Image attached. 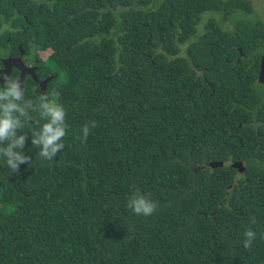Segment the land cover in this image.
<instances>
[{
    "label": "trees",
    "instance_id": "1",
    "mask_svg": "<svg viewBox=\"0 0 264 264\" xmlns=\"http://www.w3.org/2000/svg\"><path fill=\"white\" fill-rule=\"evenodd\" d=\"M134 1L0 8L68 125L42 162L35 113L31 161L0 163V264H264V21L248 0ZM137 189L151 216L127 208Z\"/></svg>",
    "mask_w": 264,
    "mask_h": 264
},
{
    "label": "clouds",
    "instance_id": "2",
    "mask_svg": "<svg viewBox=\"0 0 264 264\" xmlns=\"http://www.w3.org/2000/svg\"><path fill=\"white\" fill-rule=\"evenodd\" d=\"M36 90L33 89V92ZM26 85L20 79L4 77L0 87V163L6 161L11 172H18L22 164L29 163L31 157L24 154L28 133L18 134L33 117L31 112H38L39 117L46 122L38 131H32L31 143L39 149L38 156L42 162H52L65 148L63 138L67 135L66 110L62 104L50 99L53 93L40 94L38 102L27 99ZM59 96V93H55ZM96 122L85 124L82 128V142L86 143ZM158 204L148 195L135 190L127 200V208L134 214L151 216L157 210ZM256 232L251 228L245 231L244 247L251 249L256 239Z\"/></svg>",
    "mask_w": 264,
    "mask_h": 264
},
{
    "label": "flooded vegetation",
    "instance_id": "3",
    "mask_svg": "<svg viewBox=\"0 0 264 264\" xmlns=\"http://www.w3.org/2000/svg\"><path fill=\"white\" fill-rule=\"evenodd\" d=\"M10 2V3H9ZM134 2H138L137 0H135ZM154 2V1H151ZM52 3V0H0V8L3 7V4H11L12 7L14 8L15 12L18 14L21 12L20 10V5L24 6V7H29V8H37L40 9L41 7H49ZM1 19H0V40L5 39L6 41V46L2 45L0 43V59L2 61V65L4 68V64H3V60L7 59V58H18L21 57L22 59V63H23V67H24V71L26 72V77L24 80V84L26 85V89L27 90H33L35 89L36 91L41 92V86L40 84L35 81V79L32 77V74L30 73L29 70L27 69H34V72L37 76V78L40 81H44L48 78H41L39 76V67L37 66L38 64V60L35 58L30 57L31 55L34 54L33 53L30 56L26 55V48L24 47V45L22 43H16V41H12V40H16L22 32H24V28L19 26L18 24H13L11 21H8L6 18L5 20H3L2 16L3 13H1ZM27 14H23L22 17L27 20ZM31 38V36H30ZM18 52V55L15 54V50ZM38 54H42V51H38ZM3 68L0 70V76H1V71L3 70ZM16 71H18V74L16 76L15 79H19L21 76L22 71L19 70L18 68L14 67L11 74L8 77H11Z\"/></svg>",
    "mask_w": 264,
    "mask_h": 264
},
{
    "label": "water",
    "instance_id": "4",
    "mask_svg": "<svg viewBox=\"0 0 264 264\" xmlns=\"http://www.w3.org/2000/svg\"><path fill=\"white\" fill-rule=\"evenodd\" d=\"M248 1H250V0H248ZM130 10H132V8H130V7H126V8L120 7V8L113 9V12L130 11ZM261 57L262 58H261V64H260V72H259V76H258V83L264 85V50H263V53H262ZM3 64H4V68L1 71V76H0V85H1V87L4 84V77H6V76L8 77L11 74V72H12L14 67H16V68H18L19 70L22 71L21 76H20L19 79L22 82V84H24V80H25V77H26V72L24 71V67H23V63H22L21 57L4 59L3 60ZM27 70L30 71V73L32 74V77L35 79V81H37L40 84L42 94L47 93V90H46L47 84L52 78H48V79H46L44 81H40L37 78L33 68L27 69ZM211 165H212V167H217V166H222L223 163L222 162H214ZM231 166L236 168V169H238L240 172L244 171V165H243L242 162H235Z\"/></svg>",
    "mask_w": 264,
    "mask_h": 264
},
{
    "label": "rangeland",
    "instance_id": "5",
    "mask_svg": "<svg viewBox=\"0 0 264 264\" xmlns=\"http://www.w3.org/2000/svg\"><path fill=\"white\" fill-rule=\"evenodd\" d=\"M250 2L253 5L254 11L250 14H246V13H241V15L239 17H242L244 19H248V20H263L264 21V2L262 0H250ZM210 16V15H209ZM208 15L205 16V20L209 17ZM218 21L221 20V17L219 15H213ZM202 30V28H201ZM37 112H31L30 111V115H34Z\"/></svg>",
    "mask_w": 264,
    "mask_h": 264
}]
</instances>
